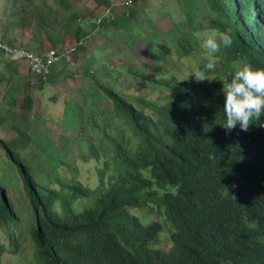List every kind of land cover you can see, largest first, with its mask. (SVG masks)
<instances>
[{
	"label": "trees",
	"instance_id": "1",
	"mask_svg": "<svg viewBox=\"0 0 264 264\" xmlns=\"http://www.w3.org/2000/svg\"><path fill=\"white\" fill-rule=\"evenodd\" d=\"M204 1L222 37L213 72L209 63L200 67L210 80L151 78L129 66L144 86H155L156 102L95 81L125 128L107 135L115 152L100 153L91 143L99 164L95 190L59 181L70 195L42 185L21 153L0 140L33 214L35 264H264V0ZM185 24L177 52L189 57L199 28L189 14ZM21 107L33 110L31 94ZM17 131L25 149L31 139ZM81 198L92 205L76 211ZM145 207L174 226L167 252L151 247L161 223L131 213ZM19 220L0 187V231L12 240L10 224ZM4 253L0 232V264Z\"/></svg>",
	"mask_w": 264,
	"mask_h": 264
},
{
	"label": "rangeland",
	"instance_id": "2",
	"mask_svg": "<svg viewBox=\"0 0 264 264\" xmlns=\"http://www.w3.org/2000/svg\"><path fill=\"white\" fill-rule=\"evenodd\" d=\"M121 2L0 0V39L10 45L45 53L49 49L61 51L83 38V46L70 59L53 66L46 85L31 77L25 64L12 63L0 53V75L2 79H11L9 83L0 80V140L20 152L36 181L50 189L62 190V181L79 182L95 190L99 184V164L90 155L91 143L100 153L110 149L115 152L107 135L125 131L114 116L112 102L98 88L96 80L117 92L134 93L156 102L160 94L155 86H144L128 73L129 66L151 78L174 76L180 81L199 77L210 80L200 70L205 63H209L210 72L215 69V48L222 37L206 16L204 0H132L131 4L113 8L116 26L107 21V25L96 27L97 15ZM188 14L199 28L198 44L191 56L182 57L177 43L180 32L189 30L185 24ZM79 28L82 31L77 34ZM28 93L34 103L31 112L21 107ZM17 129L31 139L25 149ZM144 175L147 177L146 172ZM0 187L5 189L6 200L20 217L17 223L10 224L12 240L5 230L0 231L5 246L1 264H35L33 214L22 179L6 158L2 145ZM62 191L71 195L67 189ZM92 202L81 198L73 206L76 211H83ZM55 209L62 213L59 202ZM131 213L146 224L161 223L159 242L151 247L167 252L174 226L149 207L132 209Z\"/></svg>",
	"mask_w": 264,
	"mask_h": 264
},
{
	"label": "built area",
	"instance_id": "3",
	"mask_svg": "<svg viewBox=\"0 0 264 264\" xmlns=\"http://www.w3.org/2000/svg\"><path fill=\"white\" fill-rule=\"evenodd\" d=\"M132 0H122L119 5L109 6L103 13L95 18V25L99 27L107 21L114 19V7H122L131 4ZM83 46V38L78 39L71 46L62 48L61 51L49 49L45 53L34 52L24 47L10 45L0 39V53L6 56L11 62L25 64L29 71L36 76L40 83L46 85L51 70L55 64L62 60L70 59L76 51Z\"/></svg>",
	"mask_w": 264,
	"mask_h": 264
}]
</instances>
